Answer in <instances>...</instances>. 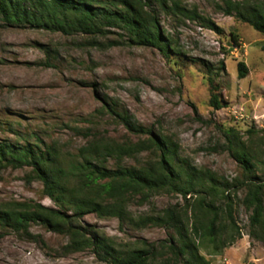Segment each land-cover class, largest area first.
<instances>
[{"label": "rangeland", "instance_id": "rangeland-1", "mask_svg": "<svg viewBox=\"0 0 264 264\" xmlns=\"http://www.w3.org/2000/svg\"><path fill=\"white\" fill-rule=\"evenodd\" d=\"M184 1L196 6L220 32L160 12L162 29L175 42L168 57L154 47L121 44L127 36L118 29L107 28L105 35L94 38L0 21V138L23 142L22 135L32 143L54 146L65 156L85 144L87 130L118 141H137L122 123L106 113L100 115L108 99L135 121L171 137L180 157L198 169H209L228 181L241 178L243 168L231 154V145L250 150L256 172L262 175L264 34L225 14L219 8L223 0ZM241 61L248 67L244 78L238 74ZM209 77L218 87L221 108L211 105ZM252 127L261 131L248 133ZM148 159L142 153L123 163L137 166ZM114 164L115 160L109 161ZM29 172L28 168L1 172L0 204L34 200L56 208L45 196L42 182L27 179ZM243 197V190L232 194L241 237L218 254L201 250L213 264H264V240L250 236V212L242 205ZM184 202L180 194L163 192L148 200L136 198L128 208L138 218ZM83 223L122 249L170 236L161 227L135 228L92 213L84 216ZM69 241L67 235L37 223L20 232L0 224V264H110L93 248L68 251Z\"/></svg>", "mask_w": 264, "mask_h": 264}, {"label": "trees", "instance_id": "trees-1", "mask_svg": "<svg viewBox=\"0 0 264 264\" xmlns=\"http://www.w3.org/2000/svg\"><path fill=\"white\" fill-rule=\"evenodd\" d=\"M223 1L219 8L225 14L235 15L264 34V0ZM160 12L177 21H198L220 32L211 19L184 0H0V21L6 25H30L94 38L113 28L127 36L121 44L154 47L168 57L175 42L162 29ZM220 69H224L223 63ZM247 73V65L239 62V77ZM208 80L211 105L221 108L218 87L212 78ZM107 101L100 115L106 113L122 123L137 141H118L86 129L85 144L77 153L65 156L54 146L32 143L22 135L23 142L0 138V174L8 168H28L27 179L41 181L45 196L57 205L48 207L34 200L6 202L0 204V224L18 232L41 224L67 235L68 251L93 248L110 264H213L201 250L218 254L241 237L233 216L232 194L243 190L242 205L250 212V236L264 240V173L257 174L250 150L230 145L243 175L228 181L209 169L196 168L180 157L179 146L171 137L140 124L117 103ZM260 131L252 127L248 133ZM142 153L149 155L144 164L124 165L125 158ZM112 159L114 166L109 165ZM163 192L182 195L184 205H171L138 218L131 216L128 207L134 199L148 200ZM91 213L118 218L135 228L161 227L170 236L143 246L117 248L107 235L84 225V216Z\"/></svg>", "mask_w": 264, "mask_h": 264}]
</instances>
